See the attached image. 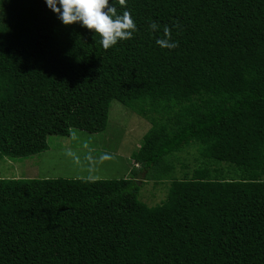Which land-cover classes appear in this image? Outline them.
<instances>
[{
    "label": "trees",
    "instance_id": "trees-1",
    "mask_svg": "<svg viewBox=\"0 0 264 264\" xmlns=\"http://www.w3.org/2000/svg\"><path fill=\"white\" fill-rule=\"evenodd\" d=\"M109 3L136 31L105 50L44 0H0V162L104 132L112 101L150 125L128 179L0 177V264H264V0ZM148 177L169 182L154 207Z\"/></svg>",
    "mask_w": 264,
    "mask_h": 264
},
{
    "label": "rangeland",
    "instance_id": "rangeland-1",
    "mask_svg": "<svg viewBox=\"0 0 264 264\" xmlns=\"http://www.w3.org/2000/svg\"><path fill=\"white\" fill-rule=\"evenodd\" d=\"M150 129L147 121L117 101H112L106 130L86 134L73 130L69 137L50 136L48 150L26 159L5 158L0 162L3 179H128L138 170L130 159ZM173 179H182L202 165L198 146L187 147L171 158ZM224 165V169H226ZM150 177V176H149ZM148 177L139 198L149 207L166 199L169 182H154ZM139 178L144 179L142 175Z\"/></svg>",
    "mask_w": 264,
    "mask_h": 264
},
{
    "label": "clouds",
    "instance_id": "clouds-1",
    "mask_svg": "<svg viewBox=\"0 0 264 264\" xmlns=\"http://www.w3.org/2000/svg\"><path fill=\"white\" fill-rule=\"evenodd\" d=\"M47 8L57 16L63 26L78 24L99 36V43L105 49L112 48L120 41L130 40L136 31L131 13L118 14L117 8L109 0H44ZM123 6L125 0H119ZM0 16V23H2ZM149 27L153 32L159 25L153 21ZM158 47L172 50L178 45L172 40L170 30L164 29V36L156 40Z\"/></svg>",
    "mask_w": 264,
    "mask_h": 264
}]
</instances>
